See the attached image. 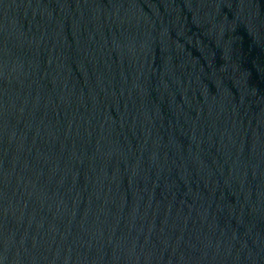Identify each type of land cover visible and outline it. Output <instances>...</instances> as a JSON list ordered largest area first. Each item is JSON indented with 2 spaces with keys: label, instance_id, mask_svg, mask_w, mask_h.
Segmentation results:
<instances>
[{
  "label": "water",
  "instance_id": "1",
  "mask_svg": "<svg viewBox=\"0 0 264 264\" xmlns=\"http://www.w3.org/2000/svg\"><path fill=\"white\" fill-rule=\"evenodd\" d=\"M0 264H264V0H0Z\"/></svg>",
  "mask_w": 264,
  "mask_h": 264
}]
</instances>
